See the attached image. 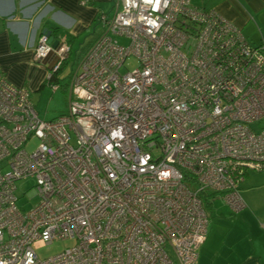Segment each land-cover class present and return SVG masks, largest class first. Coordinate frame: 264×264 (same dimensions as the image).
Listing matches in <instances>:
<instances>
[{
  "label": "built area",
  "instance_id": "obj_1",
  "mask_svg": "<svg viewBox=\"0 0 264 264\" xmlns=\"http://www.w3.org/2000/svg\"><path fill=\"white\" fill-rule=\"evenodd\" d=\"M98 22L52 120L0 69V264H196L205 203L242 210L239 184L264 173V38L190 0H113ZM57 41L34 47L35 62L55 59L47 80L69 55ZM54 240L74 244L39 259Z\"/></svg>",
  "mask_w": 264,
  "mask_h": 264
},
{
  "label": "crops",
  "instance_id": "obj_2",
  "mask_svg": "<svg viewBox=\"0 0 264 264\" xmlns=\"http://www.w3.org/2000/svg\"><path fill=\"white\" fill-rule=\"evenodd\" d=\"M203 1L199 6L191 0L190 4L206 9ZM212 4L210 8L236 25L250 44L258 45L264 38V0H213ZM112 6L113 0H0V69L6 80L29 94L39 91L55 61L53 56L42 63L34 61L42 30L54 32L50 35L55 40L63 37L70 53L77 37L95 24L98 28L92 30L86 51L100 33L98 17L111 15ZM238 189L245 207L236 213L220 198V206H213L216 196L211 200L208 232L196 264H264V173L248 171Z\"/></svg>",
  "mask_w": 264,
  "mask_h": 264
},
{
  "label": "rangeland",
  "instance_id": "obj_3",
  "mask_svg": "<svg viewBox=\"0 0 264 264\" xmlns=\"http://www.w3.org/2000/svg\"><path fill=\"white\" fill-rule=\"evenodd\" d=\"M195 1V2H193ZM213 0H204L203 4H206L207 8L214 6L212 4ZM191 4L195 6L201 5L200 0H191ZM111 5H107V10L109 11ZM103 10V11H105ZM97 22V21H96ZM97 25L92 24V26L86 32H83L77 37L76 41L71 44V52L69 53L68 58L63 64L61 70L58 72L60 76H58V84L57 89L52 92L50 86L45 85L39 91H35L30 93V101L33 104L36 112L39 117L43 120H52L58 117L60 114L66 111L67 103H68V87L71 80L72 71L75 70L78 59L83 55L85 49L89 41L92 38V30H97ZM95 32V31H94ZM97 32V31H96ZM121 44H125L126 42L123 40L119 41ZM136 65V60L134 58H127L124 63V69L131 70ZM122 68V71H124ZM69 74V75H68ZM257 126H264V120L259 122ZM36 145V141L32 140L27 146L26 149L32 150ZM252 172V171H250ZM251 175H255L251 173ZM33 186L34 180L31 178H25L19 180L15 183V195L19 199V204L24 208H29L33 206L37 198L33 197ZM217 199L213 202V206H220L219 201L220 197L217 195ZM208 205L206 206V210L208 212ZM74 244L73 240H54L49 244L38 246L35 251L36 255L39 259H46L50 256H53L60 251L68 248ZM171 255V251L168 250Z\"/></svg>",
  "mask_w": 264,
  "mask_h": 264
},
{
  "label": "trees",
  "instance_id": "obj_4",
  "mask_svg": "<svg viewBox=\"0 0 264 264\" xmlns=\"http://www.w3.org/2000/svg\"><path fill=\"white\" fill-rule=\"evenodd\" d=\"M54 32H50V34L52 35ZM58 72H55V73H53L52 74V76H51V78L49 79V80H45L44 82H43V86H45V85H48V86H51V85H57L58 87H59V84H58V77L56 76V74H57ZM211 203V201H209V202H206L205 203V207L208 205L209 206V204Z\"/></svg>",
  "mask_w": 264,
  "mask_h": 264
},
{
  "label": "water",
  "instance_id": "obj_5",
  "mask_svg": "<svg viewBox=\"0 0 264 264\" xmlns=\"http://www.w3.org/2000/svg\"><path fill=\"white\" fill-rule=\"evenodd\" d=\"M41 33L46 37H48V43L51 44L53 48L57 46L58 41L55 40L54 37L50 35V31H48L47 29H43Z\"/></svg>",
  "mask_w": 264,
  "mask_h": 264
}]
</instances>
